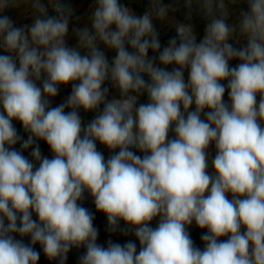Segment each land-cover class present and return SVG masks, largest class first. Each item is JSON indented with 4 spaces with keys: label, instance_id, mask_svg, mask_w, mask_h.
I'll list each match as a JSON object with an SVG mask.
<instances>
[{
    "label": "clouds",
    "instance_id": "obj_1",
    "mask_svg": "<svg viewBox=\"0 0 264 264\" xmlns=\"http://www.w3.org/2000/svg\"><path fill=\"white\" fill-rule=\"evenodd\" d=\"M239 3L185 0L207 20L198 42L191 11L176 23L162 0L139 16L119 0H95L91 28L74 29L69 47L73 13L61 0H0V13L24 6L33 17L16 27L0 15V264H37L36 244L58 264L80 247L79 264H264V0H246L237 15L229 5ZM154 20L178 37L162 50ZM101 45L115 51L111 64ZM106 81L119 98L108 99ZM81 109L98 114L84 125ZM97 142L114 154L105 159ZM85 193L110 233L134 234L138 252L131 240L97 243ZM193 223L206 229L203 249L190 237Z\"/></svg>",
    "mask_w": 264,
    "mask_h": 264
},
{
    "label": "rangeland",
    "instance_id": "obj_2",
    "mask_svg": "<svg viewBox=\"0 0 264 264\" xmlns=\"http://www.w3.org/2000/svg\"><path fill=\"white\" fill-rule=\"evenodd\" d=\"M146 0H119L121 4H123L126 7H129L136 15H143L140 14L137 10H134L132 8V5H137L138 7H144V2ZM61 2L66 5L67 7L72 9V17L70 18V23H69V31L66 36V44L69 47H75L77 45V38L74 34V29L77 28H83V27H89L91 28V15L94 10V4L95 0H61ZM42 3L47 5V0H42ZM165 6H169V12H168V17L170 20L175 21L176 23H186L188 22L186 19V16L189 11H191V23L194 25V30L197 35V40L199 42L200 39L203 38L205 27L207 24V20L203 18L202 15L199 14V11L197 7L194 5L191 10L185 7V0H170L166 3H163ZM230 10H232L235 14H239L240 11H247L248 6L246 3V0H240V3L238 5H229ZM0 15H7L9 16L13 21H14V26L16 27H21L23 25H30L33 22V17L30 14V9L26 10L24 6H21L19 8H9L7 9L4 13H0ZM48 15H55L54 10L49 7L48 8ZM154 27L155 29L159 32V39L161 43V50L163 47L167 46L168 41L173 38L177 37V34L175 32V28L172 27L167 21L161 22L159 20H154ZM178 39V37H177ZM246 45V41H241L240 44H235L234 46L236 47H242ZM101 50L105 52V55L111 64V61L115 57L116 53L114 50H110L105 48V46L101 45ZM131 50V49H129ZM0 54H5L2 49H0ZM82 54L84 52L82 51ZM159 52H153L151 49L148 52V57L149 58H154V64L157 67H165L164 65H161L158 60ZM239 63L238 60H232L230 61V65L232 67H235ZM172 66H167V70H171ZM185 78L187 79V72H185ZM145 80H149L150 78L145 75L144 76ZM226 85V81H222ZM103 87L109 88V95L108 99L111 100L113 98H119V92L115 88L112 87L111 83L109 81H106ZM72 90L71 84L64 86H60L59 93L56 97L50 98V106L55 107L58 106L59 104L63 103L67 97L70 95ZM224 100H228V95L227 92L225 93ZM257 100H259V96L257 97ZM148 102V97L146 94L140 96L138 100L139 103H147ZM138 106V105H137ZM103 109V105L100 106V110ZM65 111H70V109H65ZM82 122L84 125H87L91 120L95 118V116L98 114L97 112L94 111H89L85 112L83 109L80 110L79 112ZM203 118V116H202ZM13 124L15 128L17 129L18 135L22 136L25 140L28 137V133H26L22 127V124L18 121H13ZM169 138H173L172 134L170 133ZM40 147V151L42 153V156H47L48 158H52L53 154L49 149V146L45 141H37ZM16 150H20V143L16 144L14 146ZM97 150L100 151L105 159H108L111 155L114 153L107 149L106 146L101 145L99 142H97ZM133 151L136 152L137 155H143V153H140L136 149H132ZM32 149L29 148L27 150L23 151V155L29 159H31V153ZM118 151V149L116 150ZM209 154H210V160L212 157L215 156V147L214 145H210L209 147ZM38 166V165H37ZM209 173L213 172L214 170L210 166L208 169ZM229 198H231L229 194ZM82 206L89 209L90 212L94 214V227L98 229V238H97V243L107 247V242L111 240L114 243H119L121 245L125 244L129 240L134 241L137 245V252L140 249L139 241L136 239L134 234H129V235H124L122 232L117 231L115 233H110L107 228V218L105 214L102 212H98L95 208L94 201L92 197L88 194L85 193V198L81 202ZM33 219H38L35 214L33 215ZM158 225V218L154 219L153 221L150 222V226L155 228ZM121 228H124L125 225L123 221H121L120 224ZM189 234L191 239L194 242V245L198 248L203 249L204 245L202 240H199L198 236L202 235L204 232H206V229H199L195 223H193L191 226L188 228ZM16 239H22L25 244L31 245V240L30 237H20L19 235L15 236ZM201 239V237H200ZM225 239V238H221ZM34 249L40 253L39 260L37 264H58V261L56 260H49L44 252L42 247L39 244L33 245ZM86 249L84 247L80 248H72L70 249L69 253L67 254V259L65 261V264H79V257L85 253Z\"/></svg>",
    "mask_w": 264,
    "mask_h": 264
},
{
    "label": "trees",
    "instance_id": "obj_3",
    "mask_svg": "<svg viewBox=\"0 0 264 264\" xmlns=\"http://www.w3.org/2000/svg\"><path fill=\"white\" fill-rule=\"evenodd\" d=\"M168 1H170V0H162V3H166V2H168ZM150 4H151V0H146L145 2H144V7H138L137 5H132V8L134 9V10H137L140 14H143L146 10H148V8L150 7ZM202 235H199L198 236V238H199V240H201L200 239V237H201Z\"/></svg>",
    "mask_w": 264,
    "mask_h": 264
}]
</instances>
